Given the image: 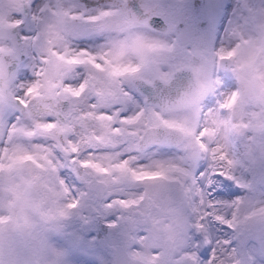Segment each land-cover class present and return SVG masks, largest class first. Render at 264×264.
Wrapping results in <instances>:
<instances>
[{
    "label": "snow or ice",
    "instance_id": "obj_1",
    "mask_svg": "<svg viewBox=\"0 0 264 264\" xmlns=\"http://www.w3.org/2000/svg\"><path fill=\"white\" fill-rule=\"evenodd\" d=\"M196 26L0 0V264H64L49 236L89 208L118 264H256L264 200L223 198L264 170V13L185 43Z\"/></svg>",
    "mask_w": 264,
    "mask_h": 264
},
{
    "label": "rangeland",
    "instance_id": "obj_2",
    "mask_svg": "<svg viewBox=\"0 0 264 264\" xmlns=\"http://www.w3.org/2000/svg\"><path fill=\"white\" fill-rule=\"evenodd\" d=\"M48 3L49 0H41ZM64 6L72 5L88 11H95L109 6H121L125 0H52ZM129 7L138 13H143L145 6L154 13H166L170 19L178 21L181 26L191 23L194 17L197 26L191 35L185 38V43L200 39L212 40L218 35L227 36L233 28H253L259 16L264 13V0H127ZM226 10V11H225ZM226 17V18H225ZM207 24V28L199 25ZM243 178L253 185L252 189L238 188L232 185V193L224 197V202L234 201L238 196L251 198L254 201L264 200V170L249 166L242 170ZM232 183V182H230ZM218 191H225L222 187ZM86 217V218H85ZM108 233L124 237L119 229L106 227V220L98 217L92 208L85 210L81 216H74L66 221L62 231L50 235L53 244L66 253L64 264H114L113 249L106 244ZM255 242L250 246L251 255L256 264L264 260L261 252V233L253 234Z\"/></svg>",
    "mask_w": 264,
    "mask_h": 264
},
{
    "label": "water",
    "instance_id": "obj_3",
    "mask_svg": "<svg viewBox=\"0 0 264 264\" xmlns=\"http://www.w3.org/2000/svg\"><path fill=\"white\" fill-rule=\"evenodd\" d=\"M157 18H161L158 16ZM124 240L118 236L117 234L114 233H108L107 238H106V244L113 249L114 255H115V261L114 264H118V259H119V252L120 249L123 245Z\"/></svg>",
    "mask_w": 264,
    "mask_h": 264
}]
</instances>
